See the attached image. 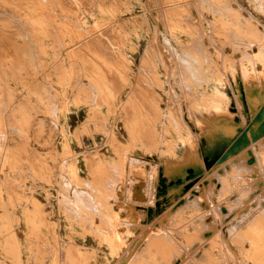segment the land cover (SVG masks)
Returning a JSON list of instances; mask_svg holds the SVG:
<instances>
[{
  "label": "rangeland",
  "instance_id": "1",
  "mask_svg": "<svg viewBox=\"0 0 264 264\" xmlns=\"http://www.w3.org/2000/svg\"><path fill=\"white\" fill-rule=\"evenodd\" d=\"M0 7V264H264V0Z\"/></svg>",
  "mask_w": 264,
  "mask_h": 264
},
{
  "label": "bare ground",
  "instance_id": "2",
  "mask_svg": "<svg viewBox=\"0 0 264 264\" xmlns=\"http://www.w3.org/2000/svg\"><path fill=\"white\" fill-rule=\"evenodd\" d=\"M63 1H64V0H63ZM65 1H66V0H65ZM31 2H32V1H31ZM66 3H67V2H66ZM63 4H64V3H63ZM4 5H5V4H4ZM20 7H21V6H20ZM0 8H2V7H0ZM3 8H4V7H3ZM10 8H11V7H10ZM10 8H9V9H10ZM22 8H23V7H22ZM20 9H21V8H20ZM5 10H6V9H5ZM0 11H1V10H0ZM2 11H4V10H2ZM8 11H9V10H8ZM8 11H6L7 14H8ZM17 11H18V10H17ZM20 11H21V10H20ZM37 12H38V11H37ZM41 12H42V11H41ZM12 13H14V12H10V13H9V16H10ZM0 14H1V13H0ZM7 14H6V16H7ZM14 15H17V14H14ZM23 15H24V14H23ZM25 15H26V14H25ZM0 16H1V15H0ZM9 16H8V18H9ZM44 16H45V15H44ZM17 17H19V15H18ZM4 18H5V17H4ZM4 18H3V19H4ZM13 18H16V16L13 17ZM24 18H26V17H24ZM5 19H6V18H5ZM16 19H17V18H16ZM19 19H20V18H19ZM22 19H23V18H22ZM32 19H33V18H32ZM32 19H30V20H32ZM41 19L43 20V18H41ZM52 19H53V17H52ZM1 20H2V18L0 19V21H1ZM7 20H8V19H7ZM11 20H12V19H11ZM25 20L28 21V19H25ZM4 21H5V20H3V22H4ZM9 21H10V19H9ZM9 21H8V22H9ZM17 21H18V20H17ZM22 21H23V20H22ZM37 21H38V20H37ZM49 21L52 22L51 20H49ZM54 21H55V20H54ZM54 21H53V22H54ZM19 22H20V21H19ZM34 22H35V21H34ZM26 23H27V22H26ZM38 23H39V22H38ZM20 24H21V23H20ZM23 24H24V23H23ZM39 24H40V23H39ZM44 24H45V23H44ZM2 25H3V24H2ZM6 25H7V23H6ZM29 25H30V24H29ZM31 25H32V23H31ZM41 25H42V24H41ZM19 26H20V25H19ZM27 26H28V24H27ZM31 27H32V26H31ZM33 27H34V26H33ZM33 27H32V28H33ZM37 27H38V26H37ZM39 27H40V26H39ZM19 28H20V27H19ZM27 28L29 29V27H26V31H27ZM23 30H25L24 27H23ZM29 30H30V29H29ZM29 30H28V31H29ZM20 31H22V27L19 29V32H20ZM26 31H24V32H26ZM17 34H18V33H17ZM20 34H21V33H20ZM33 34H34V33H33ZM25 35H26V33H25ZM25 35H24V36H25ZM3 36L6 37V35H3ZM8 36H9V35H7V37H8ZM26 37H27V36H26ZM26 37H25V38H26ZM31 37H32V36H31ZM34 37H35V36H34ZM38 37H39V36H38ZM11 38H12V37H10V40H11ZM38 39H39V38H38ZM24 40H25V39H24ZM24 40H23V41H24ZM26 40H27V39H26ZM3 41H5V40H3ZM30 41H32V40H30ZM5 42H7V41H5ZM5 42H4V43H5ZM26 42H27V41H25L24 44H25ZM9 43H10V42H9ZM18 44H19V43H18ZM22 44H23V43H21V45H22ZM24 44H23V45H24ZM33 44H34V43H33ZM12 45H13V44H12ZM26 45H28V44L26 43ZM28 46H29V45H28ZM34 46H35V45H34ZM19 47H20V45L18 46V49H20ZM36 47H37V46H36ZM36 47H33V48H36ZM16 48H17V47H16ZM16 48H13V49L16 50ZM21 48H23V47H21ZM26 48H27V46L25 47V49H26ZM1 49H2V48H1ZM13 49H12L11 52L14 51V53H15V50H13ZM25 49H24V50H25ZM6 50H7V48H6ZM3 51H4V50H3ZM17 51H19V50H17ZM20 51H21V50H20ZM25 51H27V49H26ZM30 51L33 52L32 50H30ZM21 52H22V51H21ZM3 53H4V52H3ZM3 53H2V56L0 55V56H1L0 58L3 57ZM17 53H20V52H17ZM17 53H16V54H17ZM23 53H24V52H23ZM16 54H15V55H16ZM4 55H5V54H4ZM11 55H12V54H11ZM28 55H29V54H28ZM7 56H8V55H7ZM12 56H13V55H12ZM20 56H21V55L19 54L18 57H20ZM23 56H24V55H23ZM28 57H29V56H28ZM10 58H11V57H10ZM21 58H22V57H21ZM31 58H32V57H31ZM14 59H15V61H16V56L14 57ZM29 59H30V58H29ZM10 60H11V59H10ZM34 60H35V59H34ZM11 61H12V60H11ZM17 63H18V62H17ZM17 63H16V64H17ZM10 64H11V63H10ZM10 64H9V65H10ZM12 64H13V63H12ZM19 64H20V63H19ZM3 65H4V63H3ZM5 65H6V64H5ZM7 66H8V63H7ZM4 67H5V66H4ZM12 67H13V66H12ZM15 67H19V65H15ZM19 68H20V67H19ZM23 68H24V67H23ZM4 69H5V68H4ZM4 69H3V70H4ZM24 69H26V68H24ZM0 70H1V69H0ZM3 70H2V71H3ZM7 70H8V72H11V73L13 72V71H11V70L9 71V69H7ZM18 70H19V69H18ZM4 71H5V70H4ZM0 72H1V71H0ZM1 73H2V72H1ZM6 73H7V72H3V75H5ZM13 73H14V72H13ZM21 74H22V73H21ZM0 75H2V74H0ZM5 76H6V75H5ZM0 77H1V76H0ZM10 77H11V75H10ZM1 79H2V78H1ZM3 80H5V79L3 78ZM4 84H5V83H4ZM0 86H2V85L0 84ZM5 86H6V84H5ZM3 87H4V86H2V88H3ZM98 87H99V88H102V87H105V85H102L101 83H98ZM2 88H1V89H2ZM105 88H106V87H105ZM3 89H4V90L7 89V91H8V88H6V89L3 88ZM13 89H14V88H13ZM4 90H3V91H4ZM102 90H103V89H102ZM104 91H105V90H104ZM0 92H2V90H1ZM106 92H107V91H106ZM3 93H4V92H3ZM7 93H8V92H7ZM107 93H108V92H107ZM9 94H10V93H9ZM104 94H105V93H104ZM3 96H6L5 93H4ZM104 96H105V95H104ZM8 98H9V97H8ZM105 98H106V96H105ZM1 99H3L2 96L0 97V100H1ZM144 100H145V99H144ZM146 101H147V100H146ZM141 102H142V101H141ZM148 102L150 103L149 100H148ZM145 103H146V102H145ZM0 104H1V103H0ZM143 104H144V103H143ZM143 104H141V105L143 106ZM153 105H155V101H154V99H153ZM149 107H150V109H151V104H150ZM149 107H148V109H149ZM143 108H144V106H143ZM148 111H149V110H148ZM1 122H2V120H1ZM130 122H131V121H130ZM32 167H35V166H32ZM32 169H33V168H32ZM184 172H187V171L184 170ZM182 173H183V172H182ZM182 173H181V175H183V177L185 178L184 174H182ZM185 174H186V173H185ZM173 175H174V174H173ZM174 176H176V175H174ZM174 176H173V177H174ZM177 176H178V175H177ZM178 177H179V176H178ZM180 177H181V176H180ZM180 177H179V178H180ZM181 178H182V177H181ZM182 179H183V178H182ZM182 179H180V180L182 181ZM175 180H176V179H175ZM184 181H185V179H184ZM187 181H188V180H187ZM179 182H180V181H179ZM185 182H186V181H185ZM181 183H183V181H182ZM194 183H195V182H194ZM178 184H179V183H178ZM178 184L176 185L177 187L179 186ZM185 184H186V183H185ZM195 184H197V181H196ZM174 185H175V184H174ZM185 186H186V185H185ZM192 186H193V184H192ZM192 186H191V188H190V186H189V188H187V190L189 189L190 191H192V190H191V189H192ZM179 187H180V186H179ZM181 187H182V185H181ZM195 187L197 188L198 186L195 185ZM193 188H194V186H193ZM196 188H195V189H196ZM179 190H180V188H179ZM190 191H189V192H190ZM186 192H187V191H186ZM186 192H185V193H186ZM8 193H9V192H8ZM177 194H178V193H177ZM186 196H189V195H186ZM186 196H185V197H186ZM173 198H174V197H173ZM250 212H251V211H250ZM0 216H1V215H0ZM2 217H3V216H2ZM29 217H30V216H29ZM26 219H27V218H26ZM26 219H24V220H26ZM250 221H251V220H250ZM250 221H249V222H250ZM252 222H253V221H252ZM254 222H255V223L252 225L253 227H251L250 230L254 229L255 231H259L260 234H257V236H254L253 241H254V240H255V241L252 242V243H253V244L255 243L256 245H257V244H261V245L263 244V245H264V222H263L259 217H258V218L256 217ZM24 223H26V221H25ZM27 223H28V222H27ZM31 223H32V222H31ZM32 224H33V223H32ZM29 225H30V224H29ZM29 225H28V226H29ZM34 225H35V223H34ZM2 226H3V225H2ZM31 226H32V225H31ZM31 226H30V227H31ZM250 226H251V225H250ZM250 226H249V227H250ZM38 227H39V225H38ZM38 227H37V228H38ZM249 227H248V228H249ZM30 230H31V229H30ZM36 230H37V229H36ZM241 230H243V229H241ZM248 230H249V229H248ZM248 230H247V231H248ZM250 230H249V231H250ZM7 231H8V230H7ZM32 231H33V229H32ZM247 231H246V232H247ZM239 232H240V231H239ZM2 233H3V232H2ZM28 233H29V232H28ZM36 233H37V232H36ZM257 233H258V232H257ZM8 234H9V233H8ZM30 234H31V233H30ZM30 234H29V235H30ZM34 234H35V233H34ZM254 235H255V234H254ZM5 236H6V235H5ZM34 236H35V235H34ZM37 237H38V236H37ZM8 238H9V237H8ZM38 238H39V237H38ZM6 242H7V241H6ZM2 244H3V243H2ZM256 245H255V246H256ZM242 247H243V246H242ZM253 247H254V245H253ZM253 247H250V249L252 248V249H254V251H255V250L262 249V248H258V247H257V249H255L256 247H255V248H253ZM261 247H262V246H261ZM6 248H7V247H6ZM17 248H18V247H17ZM250 249H249V250H250ZM241 250H242V249H241ZM244 250H245V249H244ZM247 250H248V249H247ZM249 250H248V252H249ZM245 251H246V250H245ZM250 251L252 252V250H250ZM262 251H263V249H262ZM246 252H247V251H246ZM251 252H249V253H251ZM260 252H261V251H260ZM260 252H259V253H260ZM72 253H73V252L71 251V254H72ZM147 253H148V252H147ZM204 253H205V252H204ZM249 253H248V254H249ZM9 254H10V253H9ZM71 254H69V255H71ZM207 254H209V253H207ZM257 254H258V252H256L255 255H257ZM255 255H254V256H255ZM261 255L263 256V252H261ZM246 256H247V255H246ZM248 256H249V255H248ZM257 256H258V255H257ZM1 257H2V255H1ZM251 257H252V255H251ZM259 257H261V256H259ZM70 258H71V257H70ZM71 259H72V258H71ZM203 260H204V259H203ZM208 260H209V259H208ZM260 260H261V259H260ZM263 260H264V258H263ZM0 261H1V260H0ZM68 261H69V260H68ZM12 262H13V261H12ZM15 262H16V261H15ZM17 262H18V261H17ZM70 262H71V260H70ZM210 262H211V261H210ZM55 263H56V262H55Z\"/></svg>",
  "mask_w": 264,
  "mask_h": 264
},
{
  "label": "water",
  "instance_id": "3",
  "mask_svg": "<svg viewBox=\"0 0 264 264\" xmlns=\"http://www.w3.org/2000/svg\"><path fill=\"white\" fill-rule=\"evenodd\" d=\"M210 164L211 163H209L208 165H207V168L210 166ZM188 187V186H187ZM151 212V209H148V213H150Z\"/></svg>",
  "mask_w": 264,
  "mask_h": 264
}]
</instances>
